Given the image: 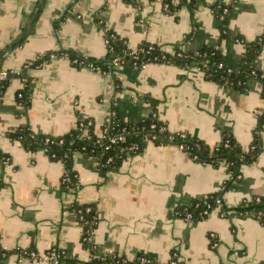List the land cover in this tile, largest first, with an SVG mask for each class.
I'll return each instance as SVG.
<instances>
[{
	"label": "crops",
	"instance_id": "crops-1",
	"mask_svg": "<svg viewBox=\"0 0 264 264\" xmlns=\"http://www.w3.org/2000/svg\"><path fill=\"white\" fill-rule=\"evenodd\" d=\"M215 1L202 0L191 12L180 0H170L172 11L163 0H0V69L19 72L27 61L59 50L104 58V26L97 16L130 49L143 42L168 53L217 47L226 65L236 68L246 52L237 37L251 42L264 36V0H234L229 36L220 41V19L210 7ZM35 10L36 20L27 33ZM25 34V42L10 50ZM253 66L264 73V41ZM113 67L118 87L109 75L75 67L65 55L29 69L34 87L26 115L15 101L22 82L17 76L10 79L0 102V151L9 160L0 161V249L8 252L0 264H48L44 258L19 257L17 251L33 249L43 255L51 247L84 264L90 252L81 243L82 227L72 207L90 203L98 217L92 239L101 254L115 253L129 262L147 255L153 264H168L173 252L185 264H264V224L232 211L253 195L264 197V128L257 160L242 165L240 180L221 194L220 204L207 217L196 221L176 216L175 209L219 192L230 177L223 164L200 163L175 145L148 142L103 178L96 158L75 153L77 186L64 189L63 163L5 136L26 122L36 134L61 135L76 126L79 116L90 118L97 133L112 107L123 121L137 123L152 112L145 99L150 97L156 100L158 119L171 132L189 133L211 147L229 132L243 149L250 146L264 112L260 83L250 81L241 91L205 79L197 67ZM221 205L225 216L219 214ZM209 233L217 237L214 247Z\"/></svg>",
	"mask_w": 264,
	"mask_h": 264
},
{
	"label": "trees",
	"instance_id": "trees-1",
	"mask_svg": "<svg viewBox=\"0 0 264 264\" xmlns=\"http://www.w3.org/2000/svg\"><path fill=\"white\" fill-rule=\"evenodd\" d=\"M123 1L133 4L137 3V0ZM180 1L182 5H186L192 12L195 5L202 0ZM163 2L167 5L169 11L173 10L170 0H163ZM233 5L234 0L229 4L222 2V0H216L210 5L214 14L220 19L219 41L229 36L228 16ZM37 14L38 10H35V12L31 14L29 18L31 26L27 33L31 31ZM97 21H100L101 27L104 26L103 30L108 40L106 44L107 51L104 58L93 59L75 51L59 50L56 52H46L24 63L17 75L22 85L15 93V101L22 106L23 114L26 115L30 107L31 94L34 87L33 78L28 74V70L42 66L47 61L53 59L52 56L59 57L63 55H65L75 67L91 64L94 70L112 77L117 87L119 86L118 82L112 74L115 61L119 63V65H134L137 67L148 63H165L174 64L181 68L197 67L203 73L205 79L241 91L247 90L250 81H256L261 84L260 93L264 98V73L255 69L253 66V63L258 58L261 51L264 36L251 42L243 41L246 50L245 56L242 58L238 67L233 68L226 65L223 53L217 47L203 46L197 51H182L179 48H175L173 52L168 53L153 43L143 42L135 49H130L125 39L119 37L111 29H108L99 16H97ZM26 34L13 41L10 45V50L22 45L26 40ZM185 39H191V34L187 35ZM237 40H242V38L237 37ZM74 60H76V62H73ZM8 73L10 72L7 71V74ZM10 79L11 78L7 76L0 80V102ZM145 99L152 105V112L144 120L137 123H127L123 121L120 118L118 110L112 107L114 114L108 118L109 134L117 133L124 129V141L110 144L107 149L105 146L108 144V141L106 139L99 141L93 121L90 118L81 116L77 118L76 126L73 129L61 135L36 134L26 122L25 124L7 131L5 136L9 137L11 140L19 141L28 151L35 152L37 150H43L51 160L63 163L65 174L69 178L67 183L61 185L64 189L77 186V180L73 170V155L75 153H84L92 157L96 156L99 174L105 178L108 172L117 171L128 155L139 154L148 142H152L155 145H182L183 151L193 160L213 166L223 164L230 174L229 179L225 181L219 192L205 195L199 199L193 200L186 206H177L175 209L176 216L180 218L184 219L186 214H190L191 221L204 219L217 207L218 204L216 203V199H221V194L233 188L234 183L240 180L238 176L241 174V166L254 163L263 150L260 134L264 128V112L258 117L257 124L253 130L251 144L246 150L242 148L234 136L229 132L224 133L220 142L211 147L203 140L189 133L169 131L165 123L160 121L157 117L155 110L156 100L150 97H145ZM88 120L92 121L91 125H87ZM152 124H154L155 127H151ZM161 127L165 129L161 130ZM133 145L136 146L134 150L130 149ZM4 156L5 155L0 151V159ZM86 207H89V211H86ZM72 208L74 210L81 209L82 211V220L79 222L82 224L81 243L92 255L90 260L84 264H140V258L142 256L152 259L150 256L142 255L135 262L126 260L127 263H123V257L121 256H113V254L102 256L101 253L97 251L96 245L92 239L93 230L98 222L95 204H73ZM219 210L226 213V209L223 208L222 205ZM205 211L206 213H204ZM232 211L235 216L241 218L251 217L261 224H264V197L253 195L248 199L242 200L233 207ZM88 236L90 240L86 238ZM52 248L63 252L59 256L58 264L78 263L76 257L66 254V252L62 251L60 248L51 247L50 249ZM7 254V251L0 249V262ZM96 254L100 256L94 257ZM153 262L152 259L151 264H153ZM178 264L182 263L179 262Z\"/></svg>",
	"mask_w": 264,
	"mask_h": 264
},
{
	"label": "built area",
	"instance_id": "built-area-1",
	"mask_svg": "<svg viewBox=\"0 0 264 264\" xmlns=\"http://www.w3.org/2000/svg\"><path fill=\"white\" fill-rule=\"evenodd\" d=\"M103 32H104L105 44H107L108 40L105 37V31L103 30ZM239 41L243 42L242 40H239ZM55 57H57V56H52V58H55ZM73 62H76V60H74ZM114 65H119V63H117L115 61ZM145 65L146 64H142L140 67H143ZM83 66L94 70V67L91 64H87V65H83ZM8 74H7V71L0 70V80L6 78L8 76ZM113 114H114V112L111 109L109 111L108 115H107V119H106L103 127L101 128V130L99 132L96 133L97 136L99 137V141L102 140V139H106L108 141V144L105 146L106 149L108 148V146H110V144L117 143V142H120V141H124V135H123L124 129L121 130L120 132L109 134V131H108V126H109L108 125V123H109L108 121L109 120H108V118L113 116ZM91 124H92V121L88 120L87 121V125H91ZM151 127H155V125L152 124ZM160 129L163 130L165 128L161 127ZM175 146L179 147L183 151V146L182 145H175ZM135 148H136L135 145L130 147V149H133V150ZM94 158H96V156ZM0 161H2V163H4V164H7L9 162V160L6 157L1 158ZM238 177H240V176H238ZM68 181H69V178L64 173L62 175V177H61V184L67 183ZM72 188L73 187H68V189H72ZM220 202H221V199H216V203L218 205L220 204ZM73 211H74L75 215L77 216L78 221L80 222L82 220V215H81L82 211H81V209H76V210L73 209ZM86 211H89V207H86ZM204 213H206V211ZM219 214L221 216H225L226 215V213L221 212V211L219 212ZM190 217H191L190 214H186L184 219L185 220H190ZM80 225L82 227V224H80ZM86 238L90 240L89 236L86 237ZM208 238H209L210 246L214 247L217 244V242H218L216 235L214 233H209ZM17 253L19 254V257L28 258L31 261H38L39 259L44 258L47 261L48 264H58L59 256L63 252H60V251H58L57 249H54V248H52V249L49 248L43 255H40L39 253H37L33 249H22V250L20 249V250L17 251ZM111 254H113V256L117 255L115 253H111ZM101 255L103 256L105 254H101ZM91 256L92 255L90 254V257H89V259L86 262H88L90 260ZM98 256H100V255L99 254L94 255V257H98ZM122 262L123 263H127L125 258H122ZM151 263H152V259L149 258V257L142 256L140 258V264H151ZM178 263H179L178 257L176 255V253L173 252V254L171 255V259L169 260L168 264H178ZM182 264H185V263H182Z\"/></svg>",
	"mask_w": 264,
	"mask_h": 264
},
{
	"label": "water",
	"instance_id": "water-1",
	"mask_svg": "<svg viewBox=\"0 0 264 264\" xmlns=\"http://www.w3.org/2000/svg\"><path fill=\"white\" fill-rule=\"evenodd\" d=\"M17 75H18L17 72H11L8 74V77L13 78V77H16Z\"/></svg>",
	"mask_w": 264,
	"mask_h": 264
}]
</instances>
